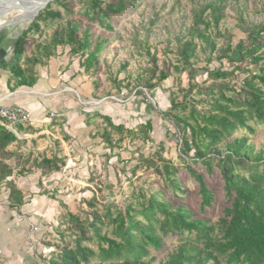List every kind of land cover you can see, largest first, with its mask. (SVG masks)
Listing matches in <instances>:
<instances>
[{
    "label": "rangeland",
    "instance_id": "374dc122",
    "mask_svg": "<svg viewBox=\"0 0 264 264\" xmlns=\"http://www.w3.org/2000/svg\"><path fill=\"white\" fill-rule=\"evenodd\" d=\"M10 1L12 0H0V3ZM86 2L87 0H59V4L51 5L50 9L59 12L60 17L45 22L38 21L37 31L34 30L27 36L30 41L25 48L26 56L35 55L41 58L42 64L46 62L36 52L37 46L41 48L49 43L54 34L63 33L68 23L79 25L80 29L76 33L79 41L87 32L91 50L97 40L105 39L97 61L89 72H84L91 82L95 101L86 102L84 106L99 103L110 106L112 118L116 120L118 116L117 121L120 123L114 126H118L120 131L111 129L102 117L88 119L89 124L91 123L90 133H95L94 138H86L82 145H77V151L70 150L65 157L56 145L57 152L52 157L59 153L60 158L66 161L58 172L60 179L47 185L45 180L40 179L34 184L33 192L26 190V185L22 182V178L29 174L20 177L14 171L12 178L16 188L22 192L25 204L17 209L10 208L8 202L4 205L8 207V210L3 211L8 216L5 224L8 236L2 238L6 242L10 241L7 243L12 246L15 244L16 250L8 259L2 255L0 264H50L53 259L59 262L62 250L74 246L75 236L70 231L68 215H74L87 224L93 217H99L104 222L100 228L101 236L112 239L113 228L107 225L105 213L108 210L123 212L129 204L133 209H139L137 189L140 188L146 192H166L167 201L172 202L174 208L179 203L184 205L196 218L215 226L214 235L220 236L218 224L227 206L220 173L216 170L215 163L212 176L207 175L202 167L193 168L203 176L213 193L210 208L201 211L199 186L185 171L182 163V160L191 161L194 158V149L189 143L187 154L182 151L183 127L174 122L171 116L187 119L192 125L201 124L200 115H208L212 111L213 103L219 100L220 91L226 97L239 93L243 82L250 78V71L255 68L252 59L244 58L243 62L247 65H240L242 69L232 71L229 64L221 61V56L227 47L232 52L240 43L247 45L251 31L264 26V0H132L126 6V11L104 21L108 25L105 28L91 20V14L84 15ZM211 3L217 4L222 10V19L217 27L213 25L210 11L203 12ZM27 11V6H21L5 12L0 16V25L16 19L15 22L18 21L19 25L9 26L8 29H27L30 24H26V21L29 19H22ZM196 17H200L208 25L205 30L200 25L198 30L209 37L214 49L196 38V33L192 36V32H196ZM185 41L194 42L195 56L190 61L191 66L183 69L177 52ZM63 47L68 48L69 57L74 58L76 65L83 64L86 52L73 55L70 48L74 45H61L56 49ZM256 56L262 57L257 68L264 70V48L254 57ZM189 69L195 71L190 78L187 73L182 74L183 70L188 72ZM218 69L232 71V76L218 80L208 76V73ZM161 74H167L168 78L158 82ZM224 85L234 92L225 91ZM150 86L154 88L150 89ZM75 100L80 104L77 98ZM171 103L185 106L186 109H170ZM147 122L151 123L150 130L144 129ZM249 125L252 133L246 130L235 131L207 156L219 158L233 139L246 137L247 144L253 147V154L261 153L264 157V126L253 123ZM105 133L109 135L110 145L104 141ZM185 134L188 137L189 130ZM18 135L23 136L21 133ZM20 139L24 141L23 138ZM16 149L18 147L13 145L8 151L15 152ZM30 149V144L26 146L24 143L20 147L23 159L29 160L24 167L29 169V173L32 172L30 167L36 157V153L28 151ZM161 160L177 168L176 179L181 191L175 196L164 190V182L154 174L152 167L144 164V161H151L161 167ZM12 163L13 160L8 164ZM43 194L47 196H42ZM7 195L4 186L0 185L1 205L6 202ZM141 221L145 224L143 219ZM187 240L186 235L179 237L176 234L162 238V249L157 252L149 249V255L144 260L151 259V264H160ZM83 245L97 252L96 242ZM96 263L98 259L92 261V264Z\"/></svg>",
    "mask_w": 264,
    "mask_h": 264
},
{
    "label": "trees",
    "instance_id": "16d2710c",
    "mask_svg": "<svg viewBox=\"0 0 264 264\" xmlns=\"http://www.w3.org/2000/svg\"><path fill=\"white\" fill-rule=\"evenodd\" d=\"M131 1L87 0L84 15L91 14L90 19L95 20L101 28H105L108 25L106 26L104 21L126 11V6ZM53 4H59V0H55L39 12L34 21L18 37L9 61L2 66L11 73L17 87L31 88L36 83L32 68L42 64V60L35 55L24 58L25 47L29 41L27 36L34 30L37 31L38 21L45 22L60 17L59 12L50 9ZM204 11H210L213 25L217 27L222 19L221 8L211 3L204 8ZM194 24L196 32H192V36L196 33V38L204 44H210L214 49L209 37L198 30L200 25L204 26V30L208 25L200 17H196ZM79 29L78 24H66L63 33L54 34L48 44L41 48L37 46L36 52L45 60H49L58 46L74 45L70 48L73 55L77 52H86L85 61L80 67L84 72H89L106 40H97L91 50V41L87 32L80 41L77 40L76 33ZM257 40L260 41L257 43ZM247 43L245 46L238 44L232 52L231 48L227 47L221 56V61L229 64L232 71L242 69L240 65H247L243 62L244 58L252 59L255 68L250 71V78L243 82L237 95L226 97L224 92L220 91L219 100L213 103L212 111L208 115H200L201 124L192 125L187 119L171 116L174 122L183 127L182 151L187 154L189 143L194 149V158L191 161L182 160V163L185 171L199 186L201 211L210 208L213 193L204 182L203 176L197 174L193 168L202 167L207 175L212 176V167L215 163L216 170L220 173L224 198L227 202L218 224L220 236L214 235L215 226L208 225L206 220L196 218V215L184 205L179 203L174 208L173 203L167 201L166 192L162 190L146 192L140 188L137 189L139 209H133L129 204L123 212L108 210L105 213L107 225L113 228L112 239L101 236L100 228L104 222L99 217H93L87 224L74 215H68L70 231L75 236L74 246L63 249L59 256L60 261L53 259L50 264H92L95 259H98L96 264H151V259L144 260L149 255V249L154 252L159 251L162 249V238L175 234L179 237L186 235L188 240L160 264H264V157L261 153L253 154V147L247 144L246 137L233 139L232 143L227 145L223 156L219 158L207 156L225 137H230L235 131L246 130L252 133L249 123L264 126V70L257 68L262 57H254L261 48H264V26L253 29ZM177 56L183 69L191 66L190 61L195 56L194 42L185 41L181 44ZM21 65H24V68H21ZM189 70L188 72L183 70L182 74L187 73L190 78L195 71ZM232 71L218 69L208 73V76L214 80L228 79L232 76ZM167 78V74H161L158 82ZM153 88L154 86H150V89ZM223 88L227 92H234L225 85ZM170 109L184 111L186 107L171 103ZM192 119L194 120L193 116ZM105 120L111 129L120 131V128L114 126L108 118ZM174 122L172 124L176 128ZM150 128L151 123L147 122L144 129L150 130ZM21 129L19 128V131ZM187 130H189L188 137L185 134ZM103 135L105 143L110 145L108 133ZM24 143L0 126V185L8 191V203L12 209L20 208L25 204L21 191L16 188L12 180H8L14 171L20 177L29 173V169L24 168L29 160L23 159V154L20 153V147ZM13 145L18 147L17 151H8L7 148ZM12 160V164H7ZM161 161V167H157L151 161H144V164L152 167L154 174L164 182V190L170 191L175 196L181 191L176 179L177 168L166 161ZM64 166V160L61 158L56 156L47 158L45 155H40L33 159L30 169L40 170L41 175L46 176L59 172ZM141 219L145 224H142ZM94 242L97 243L96 253L83 245Z\"/></svg>",
    "mask_w": 264,
    "mask_h": 264
},
{
    "label": "crops",
    "instance_id": "0c3cea01",
    "mask_svg": "<svg viewBox=\"0 0 264 264\" xmlns=\"http://www.w3.org/2000/svg\"><path fill=\"white\" fill-rule=\"evenodd\" d=\"M24 30L26 29L17 30L14 28L10 30L6 28L0 30V106L23 107L30 114V122L19 127L23 130L19 131L18 128L14 131L7 130L8 132L19 140L23 138L26 146L30 144L31 149L28 151L36 153V157L46 154L47 158H52V155L57 152L56 145H58L61 155L65 157L70 150L77 151V145H82V142L87 140L86 138H94L95 133H90L91 123L89 124L88 119L102 117V120L108 118L113 125L120 123L117 121L118 116L116 120L112 118L110 106L100 103L94 106L93 104L87 105L88 107L84 106V103L94 101L91 82L85 76L80 65H76L74 58L69 57L68 48L63 47L57 50V47L49 60L33 66L32 71L36 77V83L33 87H17L11 73L2 66L9 61L12 48ZM29 57L26 56L25 49L24 58ZM21 68H24V65H21ZM75 98L80 104L76 102ZM50 114L54 116L50 117ZM18 133L23 136H19ZM56 157L60 158L61 156L58 153ZM64 162L66 161L64 160ZM28 174V177L23 176L22 182L26 185V190L31 192L34 190V184L40 179L45 180L46 185L60 179L58 172L43 177L40 170L33 168L32 172ZM12 177L8 180H12L14 183ZM42 196L47 195L43 194ZM7 202L8 195L6 202L2 205L0 203V245L3 256L8 259L13 256L16 249L15 244L12 246L7 243L10 241L6 242L2 238L8 236L5 230L8 216L3 212L5 209L8 210V207H4Z\"/></svg>",
    "mask_w": 264,
    "mask_h": 264
},
{
    "label": "built area",
    "instance_id": "2783aa9c",
    "mask_svg": "<svg viewBox=\"0 0 264 264\" xmlns=\"http://www.w3.org/2000/svg\"><path fill=\"white\" fill-rule=\"evenodd\" d=\"M53 114H50V117H53ZM30 122V114L23 107L11 106L3 107L0 106V126L6 130L14 131L19 127H22ZM3 255L1 246H0V259Z\"/></svg>",
    "mask_w": 264,
    "mask_h": 264
},
{
    "label": "bare ground",
    "instance_id": "6f19581e",
    "mask_svg": "<svg viewBox=\"0 0 264 264\" xmlns=\"http://www.w3.org/2000/svg\"><path fill=\"white\" fill-rule=\"evenodd\" d=\"M42 0H12L7 3H0V16H3L5 12H8L12 9H17L21 6H27L28 11L22 16L23 21L30 19L36 12V8L40 5ZM18 19V18H17ZM16 19H12V21L6 23L10 24L15 22ZM18 22V21H16ZM15 22V23H16ZM5 24L0 25V28Z\"/></svg>",
    "mask_w": 264,
    "mask_h": 264
},
{
    "label": "water",
    "instance_id": "95a60500",
    "mask_svg": "<svg viewBox=\"0 0 264 264\" xmlns=\"http://www.w3.org/2000/svg\"><path fill=\"white\" fill-rule=\"evenodd\" d=\"M55 0H42L40 2V5L36 8V13L28 20L26 21V24H31L34 19L37 17V15L39 14L40 11H42L44 8H46L50 3H53ZM16 25H19V22H13V23H10V24H5L3 25L2 27L3 28H0L1 29H4V28H7L9 26H16Z\"/></svg>",
    "mask_w": 264,
    "mask_h": 264
}]
</instances>
